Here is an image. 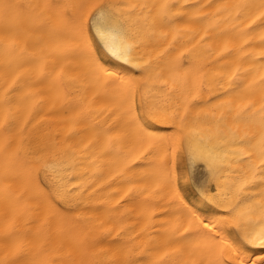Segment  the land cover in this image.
<instances>
[{
  "label": "bare ground",
  "instance_id": "6f19581e",
  "mask_svg": "<svg viewBox=\"0 0 264 264\" xmlns=\"http://www.w3.org/2000/svg\"><path fill=\"white\" fill-rule=\"evenodd\" d=\"M261 175L264 0H0V264H264Z\"/></svg>",
  "mask_w": 264,
  "mask_h": 264
},
{
  "label": "snow or ice",
  "instance_id": "6c2138e0",
  "mask_svg": "<svg viewBox=\"0 0 264 264\" xmlns=\"http://www.w3.org/2000/svg\"><path fill=\"white\" fill-rule=\"evenodd\" d=\"M258 179H260L261 181H264V175H261L260 177H258ZM205 227H208V225L205 224ZM261 246H264V238H262L261 240Z\"/></svg>",
  "mask_w": 264,
  "mask_h": 264
}]
</instances>
